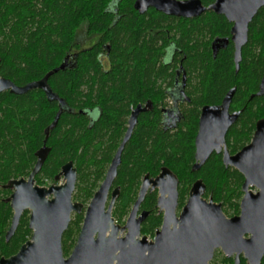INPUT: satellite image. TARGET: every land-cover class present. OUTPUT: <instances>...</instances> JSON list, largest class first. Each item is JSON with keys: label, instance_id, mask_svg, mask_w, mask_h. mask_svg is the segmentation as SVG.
Masks as SVG:
<instances>
[{"label": "trees", "instance_id": "1", "mask_svg": "<svg viewBox=\"0 0 264 264\" xmlns=\"http://www.w3.org/2000/svg\"><path fill=\"white\" fill-rule=\"evenodd\" d=\"M200 1L204 6L214 2ZM110 2L0 0V76L16 86L40 81L60 67L72 46L79 20L90 21L91 30L103 32L102 42L110 44L109 66L101 64L102 49L96 46L79 53L74 68L64 67L49 77L47 85L63 100L64 107L49 133L46 145L50 151L35 183L45 186L47 182H55L61 167L72 162L77 172L72 198L87 207L103 181L124 132L122 122L130 107L144 102L140 98L142 93L155 94L157 80L167 76L168 69L160 64L163 51L158 45L159 34L152 32L161 31L160 39L166 41L164 29L168 27L172 35L180 36L177 42L184 51L192 103L186 109L183 123L172 133L163 132L159 126L158 104L154 112L140 117L121 157L115 181L120 195L112 217L122 224L142 178L146 174L156 176L162 167L178 178L179 207L184 205L191 185L201 179L205 199L220 203L226 214L238 212L243 177L236 170L225 168L221 157L215 154L199 171L192 172L194 138L199 109L220 103L231 88L236 90L231 109L242 111L227 136L232 153L250 142L256 121L264 119V97L250 99L257 92L264 72V8L249 24L248 41L242 49L239 71L235 73L231 46L215 58L210 50L212 37L229 36L230 25L224 17L208 12L195 20L175 19L172 25H166L168 18L162 14L150 10L146 15H137L132 8L134 0H122L118 6L120 18L113 24V16L104 14ZM88 108L103 110L105 114L90 125L85 114ZM58 110L59 104L50 101L40 90L24 95L0 94V186L12 179L28 177L36 163L34 153L41 147L45 130ZM10 195L9 190L0 188V258L14 255L31 236L26 211L13 238L5 241L12 219V210L6 202ZM146 199L152 206L155 194ZM82 221L83 214L71 218L62 237L64 257L70 254ZM159 225L160 217L153 212L141 231L152 234Z\"/></svg>", "mask_w": 264, "mask_h": 264}, {"label": "water", "instance_id": "2", "mask_svg": "<svg viewBox=\"0 0 264 264\" xmlns=\"http://www.w3.org/2000/svg\"><path fill=\"white\" fill-rule=\"evenodd\" d=\"M148 8L185 18L197 17L206 11L223 15L233 24L234 64L238 71L241 49L247 43L248 26L257 12L264 8V0H215L208 7H204L199 0H136L134 3V9L140 13ZM63 68L64 64L42 80L22 87L0 77V94L8 91L13 95H23L38 89L50 101L59 102V110L45 130L43 147L36 153L37 160L29 176L26 179L10 180L1 186L2 189L12 191L6 200L13 215L5 241L9 242L12 238L26 211L29 213L31 237L14 255L1 257L0 264H207L216 248L226 253L232 250L248 251L251 254L248 258L250 264H261L264 255V120L257 122L250 143L230 156L225 145V135L240 115V112L228 113L234 89L228 92L220 106H206L202 109L199 131L195 137V163L191 170L199 171L213 153L222 152L223 165L234 168L244 178L239 216L229 219L224 215L220 203H214L211 198L205 199L202 180L192 185L185 205L179 216H176L178 180L168 168H162L156 179L144 177L127 222L123 226L116 224L112 210L119 189L111 193L110 200L109 191L136 116L145 111L138 106L132 113L131 126L103 183L85 208L76 242L70 254L64 257L63 234L68 229L72 214H80L83 209L82 204L72 201L77 180L76 168L72 162L61 167L54 179H62L64 182L61 185L44 187L35 184V176L49 153L46 147L49 133L56 126L64 107L63 100L51 92L47 81L53 73ZM263 95L264 77L254 96ZM150 185L152 189L158 188V207L164 210L162 227L152 242L145 236L140 237V224L145 214L136 217ZM251 188L257 192L253 194ZM245 235H250V238L244 239Z\"/></svg>", "mask_w": 264, "mask_h": 264}, {"label": "flooded vegetation", "instance_id": "3", "mask_svg": "<svg viewBox=\"0 0 264 264\" xmlns=\"http://www.w3.org/2000/svg\"><path fill=\"white\" fill-rule=\"evenodd\" d=\"M135 1L136 0H134V2H133L132 8H133V10L135 11V13L137 15L143 16V15H146L148 13V11H150V10L156 11L154 8H148L144 13H140L137 10L134 9ZM177 1H186V0H177ZM121 2H122V0H111V2L108 4V6L106 8V11L104 12V14H110L111 16H113V19H112V23L113 24H115L120 18V14L118 12V6H119V4ZM201 4H202V2H201ZM208 6H204V7H208ZM156 12L159 13V14H162L163 16L168 18L167 23H165L166 25H172L171 21L173 22V21H175V19L181 20L183 22L184 21H191V20L198 19L199 17H201L205 13H208V12H211V11L203 12L201 15H199L197 17H192V18L176 17V16H173V15H167V14H165L163 12H159V11H156ZM211 13H213L215 15H218V14H216L214 12H211ZM218 16L224 17L223 15H218ZM225 20L230 25L229 36H227V37H219V36L215 35L214 37H212L210 39V50L212 52L213 57L215 58L220 52L226 51L231 46L232 47V51H233V61H234L235 45H234V42L232 41V34H231V29H232L233 24L230 23L226 18H225ZM90 24H91L90 21H85V33H86V36H85V38L81 39L80 42H77V41L75 42L76 39L73 37L72 46H70L67 54L65 55V58L63 59V62L61 63V65L64 64V67H66L68 69L74 68L76 66V59L78 57V54L81 53V52H85L87 50H91V49H93L96 46H100L101 49H102V54L100 55L101 64H103L104 66H106V65L109 66L110 65L109 60L107 58L108 54L110 52V44L103 43L102 42L103 32L101 33L100 31H92L91 28H90ZM172 28H173V32L172 33H174L175 32V28L174 27H172ZM248 28H249V26H248ZM170 30L171 29L170 28L168 29V27H166L164 29V32L167 35L166 41H163V40L160 39L159 35H160L161 31L152 32V34H156V33L159 34L158 35V41H159L158 45L162 48V51H163V55H162V57L160 59V64L162 65V67L168 69L167 70V76L157 80V88H158L157 90L158 91H156V93H160V94L156 95V93L154 94V92H152V91H148L146 93H142L140 98L144 99V102H139L134 107L133 106L130 107L129 113L125 116V119L122 122V125H123V128H124V132H123L121 138L119 139V141L117 143V146H116V150L114 151V153L112 155V158H111V161H110L109 165L106 168L103 181H104V179L106 177V174H107V172L109 170V167L111 165V162H112L116 152L118 151L119 147L123 143L124 138L126 136V133H127L128 129L131 126L130 122L132 120V113L134 112V110L138 106H140L142 109H145V111L140 112L136 116V120H135L134 126L132 128L131 134L129 136V139L125 143L124 148H123V150L121 152V157H122V154H123V151H124L126 145L129 143V141L132 138L134 130H135V128L137 127V125L139 123L140 117L143 116V115H146L148 113L154 112V110H155L154 106L156 104L159 105V107H157V109H158V111L160 113L159 126H160V128H161V130L163 132H167V133L175 132L181 126V124L183 123V121L185 119L186 109H187V107L189 105H191L192 97H191V94H190V91H189V83H188L187 73H186V70L184 68V60H185V56L183 54L184 51L178 45V42H177V40H178V38L180 36H179L178 33H175L174 35H172ZM153 36H155V35H153ZM93 39H95V40H93ZM247 41H248V38H247ZM82 43H87L88 45L86 47H82L81 48L80 44H82ZM243 47H242V49H243ZM242 49H241V53H242ZM214 50L216 51L215 54H214ZM234 66H235V64H234ZM238 71H236V68H235V73H237ZM263 77H264V72H263L262 77L260 79V82H259V85H258V90H257V92L254 95H256L258 93L259 86L261 84V80L263 79ZM232 89L235 90V88H231L229 91H231ZM40 91H42V90H40ZM229 91H227V93H225L223 95V97L220 100V103L214 104V105H204V106H202L199 109V114H198V119H197V133L199 131V123H200V119H201L202 109L204 107H206V106H220L222 101H223V99L225 98V96L228 94ZM6 92H8V91H6ZM161 93L163 95L162 98H160ZM234 94H235V92H234ZM254 95H251L250 99L261 98V97H255ZM233 97H234V95H233ZM262 97H264V95ZM157 100H161V101H157ZM52 101L53 102L55 101V102H57L59 104V102L56 101V100H52ZM231 103H232V100H231ZM231 103H230V106H229V109H228V113L229 114H233L235 112H240V115H241L242 111H234V110L231 109ZM85 114L88 117L90 125H93L96 121H98L101 117L104 116L105 112L103 110H101V112H100V111H98L95 108H88L87 111L85 112ZM240 115H239V117H240ZM239 117H238L237 121L232 125V127L238 122ZM261 120H264V119H261ZM258 121H260V120H258ZM258 121H256L255 127H256V124H257ZM232 127L228 130V132L225 135V145H226V149H227V151H228L230 156L235 155L236 153H238L241 150L240 149L239 151H237L235 153H232L230 151V149L228 148L227 136H228L229 131L232 129ZM255 127H254V131H255ZM197 133H196V135H197ZM253 134H254V132H253ZM196 135H195V137H196ZM42 147H43V143H42L41 147L38 148L35 151V153H34V156H35L36 160H37L36 153ZM46 147H47V145H46ZM194 149H195V138H194ZM213 154H215V153H213ZM194 155H195V152H194ZM215 155L220 156L221 160H222V158H223V153L222 152L220 154H215ZM121 157H120L119 166L121 165ZM194 163H195V159H194ZM119 166L117 168V175H118ZM162 168H166V167H162ZM162 168H161V170H162ZM225 168L234 169L232 167H225ZM161 170L156 176L150 177L147 174L145 176H148L149 180L150 179H156L160 175ZM30 173H31V171H30ZM117 175H116V177H115V179L113 181V184H112V186L110 188V191H109V200H110V197H111V193L115 189H119V195H120V187L115 186V181H116ZM144 177L141 180V183H140V186H139V189H138V192H137L136 199L133 202V204H132V206H131V208L129 210V213H128L127 217H126V220H124V222L122 224H118V223H116V224H118L120 226H123L127 222L129 214H130L135 202L137 201L138 194H139L142 182L144 180ZM22 178L26 179L27 177H19L17 179H22ZM17 179H12V180H17ZM177 180H178V178H177ZM197 180H201V179H197ZM243 180H244V178H243ZM103 181H102V183H103ZM192 185H191V187H192ZM178 187H179V181H178L177 191H178ZM191 187L189 188V191H190ZM0 188H1V186H0ZM250 190L253 192V194H255L257 192V190L255 188H251ZM9 191H10V194H11L12 191L11 190H9ZM189 191H188V195H189ZM241 191H242V188H241ZM153 194H155L154 204L152 206H150L151 202H147L146 198H147L148 195H153ZM119 195H118V197H119ZM188 195H187V198L185 200V203H186V201L188 199ZM243 195H244V193L242 192L241 199H242ZM118 197H117V199H118ZM158 198H159L158 188L152 189V186L150 185L149 188L146 191V194L144 196L143 201L139 205V208H138V211H137V216H136L137 218H139L140 216H142V214H145L144 219H143V221L140 224V237L145 236L147 238V240L151 241V242L154 241L156 233L161 229L162 223H163L164 210H160V208L158 207ZM117 199H116V201H117ZM241 199L239 201L238 212H234V213H230V214L227 213L226 214L224 212L223 208H222V211H223L224 215L227 218L230 219V218L237 217V216L240 215V202H241ZM185 203H184V205H185ZM115 204H116V202H115ZM183 206L179 207V193H178V205H177V208H176V216H179ZM114 207H115V205H114ZM113 210H114V208H113ZM113 210H112V212H113ZM153 212H155V214L160 217V225L158 227L154 228L152 234H143L141 229H142L143 225L148 222V220L151 217V215L153 214ZM24 213L22 214V216L24 215ZM28 216H29V214H28ZM21 219H22V217H21ZM19 224H20V222H19ZM15 232H14V234H15ZM14 234H13V236H14ZM5 235H6V233H5ZM124 235H125V232L123 233L122 236H124ZM13 236H12V238H13ZM249 238H250V235H245L244 236V239H246V240H248ZM250 255L251 254L248 251H245V250L244 251H240V252L236 251V250H232V251H229V252L226 253L221 248H216V249L213 250L212 258L209 260V262L207 264H250V262L248 260ZM263 259H264V255H263L262 259H261V264H262Z\"/></svg>", "mask_w": 264, "mask_h": 264}, {"label": "rangeland", "instance_id": "4", "mask_svg": "<svg viewBox=\"0 0 264 264\" xmlns=\"http://www.w3.org/2000/svg\"><path fill=\"white\" fill-rule=\"evenodd\" d=\"M85 21H87V19H85V20H79L78 23H77V25H76V27L74 28L73 37L76 39L75 42L76 41L77 42H80V40L83 39V38H85V36H86V33H85ZM93 40H95V39H93ZM87 45H88L87 43H82V44H80V47L81 48L82 47H86ZM63 182L64 181L62 179H60L58 181H55V182H47V185H45L44 187H49L50 185H61V184H63ZM72 201H73V198H72ZM87 204H89V203H87ZM84 208H85V206L83 207L82 212L80 213V214H83V216H84V211H85ZM74 215L75 214H72V217L71 218H73ZM124 220H126V218Z\"/></svg>", "mask_w": 264, "mask_h": 264}]
</instances>
